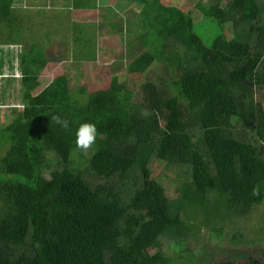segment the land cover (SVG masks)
<instances>
[{
  "label": "trees",
  "instance_id": "16d2710c",
  "mask_svg": "<svg viewBox=\"0 0 264 264\" xmlns=\"http://www.w3.org/2000/svg\"><path fill=\"white\" fill-rule=\"evenodd\" d=\"M18 1L0 0L1 55L18 51L0 62L10 73L0 108L21 107L0 122V264H202L169 258L204 254L186 219L205 217L220 192L230 221L264 204V0L197 2L203 36L191 13L138 0L139 24L128 32L130 46L143 47L125 71L131 79L115 75L90 91L60 76L39 92L45 48L80 64L98 60L106 40L86 45L64 29L57 45L50 24L41 37L23 14L43 0ZM108 13L105 34L125 39L120 16ZM83 122L97 131L86 152L74 143Z\"/></svg>",
  "mask_w": 264,
  "mask_h": 264
},
{
  "label": "rangeland",
  "instance_id": "374dc122",
  "mask_svg": "<svg viewBox=\"0 0 264 264\" xmlns=\"http://www.w3.org/2000/svg\"><path fill=\"white\" fill-rule=\"evenodd\" d=\"M42 1V0H41ZM56 1V2H55ZM89 1V0H86ZM94 1V0H90ZM162 4L173 6L184 13H191L195 23L196 31L201 34L203 32L206 35V30L203 22L206 21L203 18L202 13L197 8V2L201 4L208 3L209 0H158ZM27 0L18 1L17 4L24 6L27 4ZM57 3L59 7H52V3ZM73 0H43V7L40 9L29 8L26 11L27 18L33 20L32 29L36 30V34L44 37L48 35L49 31L45 32L44 23L48 25L49 29L55 34V39L60 36V33L66 29V31L73 30L75 39L86 38V45L89 42L90 38L94 42L100 40L102 36L106 41L103 42L105 48L100 49L102 55H99L98 60L93 62L83 61L78 64L73 60H64L63 54H60L62 51L59 47L48 46L45 48L46 57L49 59L48 64L41 73L40 82L41 86L38 89V92L44 89L49 85L54 79L60 76H66L70 82L71 87L77 88L82 85H85L90 91L97 89L107 88L110 86L111 81L115 75H118L121 80L131 79L130 75H125V71L129 63L133 60V57L138 53V51L143 47L141 42L135 44L132 48V42H135V37H132V33H129L128 30L135 28L139 21L135 17L139 12H141L144 4L138 2V0H98L100 8L98 11H89L82 13L84 15L74 16L75 13L72 11L73 8H70L69 5ZM38 3V2H37ZM113 3V6L109 13L107 12L106 7ZM50 8L48 9V6ZM25 8V7H24ZM23 8V9H24ZM110 15L111 13H116L120 16L117 18V21L122 24L124 23L127 30H125L126 35L120 37L115 34H105V30L102 25L104 21L105 14ZM49 20V21H48ZM97 21L99 26L90 25L87 23ZM35 24V25H34ZM81 24V25H80ZM203 24V25H202ZM211 26L213 25L210 23ZM129 26L131 28H129ZM106 30H108V25ZM129 28V29H128ZM61 30V31H60ZM84 31V34L78 32ZM93 32V33H92ZM30 33V32H29ZM52 34V33H51ZM127 34L132 37L127 38ZM202 35V34H201ZM58 36V37H56ZM203 36V35H202ZM89 39V40H88ZM57 45L61 43L60 38L57 39ZM25 43L20 41L19 44ZM89 50L94 51L95 46L92 43H89ZM7 49L4 50V55L6 56L5 60H10L12 55L17 54V50L14 52L10 51L9 56L7 54ZM23 47H19L21 50ZM17 49V46L14 48ZM135 53V54H134ZM60 54V55H59ZM1 69V68H0ZM150 76H154V72H149ZM10 73L8 72L7 66H3L0 71V80L8 78ZM15 77V76H14ZM128 87L131 89L137 88L139 82L136 79L128 81ZM1 89V88H0ZM14 98L16 95L13 96ZM21 107L19 103L15 105H4L2 109L0 108V122H9L12 116L15 113H19ZM165 165L159 164L154 169L153 176H157ZM222 193H218L219 199L217 204H214L212 208L208 211V214L205 217H200L197 214H194L190 219H186L187 224L190 223L196 225L193 231L199 238V245H201V250L204 249V254L195 256L194 254L188 253L180 258L179 255L173 254L169 256L172 260H201L202 264H229L228 260H234L236 264H253V262H259V264H264V204L258 206L252 210L247 216H237L234 215L230 218L224 216L227 214L225 211V206L227 205L226 200L222 198ZM195 213L199 212V209H194ZM233 221V222H232ZM190 222V223H189ZM217 229H222L219 231ZM216 244V245H215ZM234 250L238 252L243 251L246 253V258L241 257H230ZM183 264H190L188 261L183 262Z\"/></svg>",
  "mask_w": 264,
  "mask_h": 264
},
{
  "label": "clouds",
  "instance_id": "9594fccd",
  "mask_svg": "<svg viewBox=\"0 0 264 264\" xmlns=\"http://www.w3.org/2000/svg\"><path fill=\"white\" fill-rule=\"evenodd\" d=\"M57 123L64 129L68 128L67 120L57 119ZM96 135L97 131L94 124L88 122L80 123L74 132V143L76 148H78L81 152H86L94 143Z\"/></svg>",
  "mask_w": 264,
  "mask_h": 264
},
{
  "label": "crops",
  "instance_id": "0c3cea01",
  "mask_svg": "<svg viewBox=\"0 0 264 264\" xmlns=\"http://www.w3.org/2000/svg\"><path fill=\"white\" fill-rule=\"evenodd\" d=\"M82 1H86V0H82ZM90 1V0H89ZM95 1V0H94ZM94 1H91L92 2V6H89V7H87V8H73L72 9V11L75 13V15L74 16H78V15H80V16H82V15H84V14H82V13H85V12H88V10L89 11H98V9L100 8V6H99V4H98V0H96L97 1V4L95 5L94 4ZM119 1V0H118ZM56 2V1H55ZM52 6H54V8L55 7H59L60 5H58L57 3L55 4L54 2H53V5ZM70 7L71 6H73V5H69ZM112 6H113V3H110L107 7L108 8H112ZM107 7H106V9H107ZM72 8V7H71ZM93 23H98L97 21H94V22H90V23H87V24H93ZM4 57V59L6 58V56L3 54V55H1V52H0V62H1V60H2V58ZM7 66V63H4V66ZM0 66H1V64H0ZM7 68H8V66H7Z\"/></svg>",
  "mask_w": 264,
  "mask_h": 264
}]
</instances>
